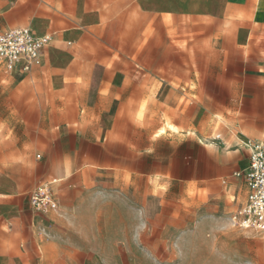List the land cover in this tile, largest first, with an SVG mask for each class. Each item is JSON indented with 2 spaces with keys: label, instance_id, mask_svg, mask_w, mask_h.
<instances>
[{
  "label": "crops",
  "instance_id": "1",
  "mask_svg": "<svg viewBox=\"0 0 264 264\" xmlns=\"http://www.w3.org/2000/svg\"><path fill=\"white\" fill-rule=\"evenodd\" d=\"M15 28L50 42L28 70L0 63V264H264V234L233 222L264 131L206 143L125 112L166 103L183 46L264 77V0H0V33ZM239 87L264 106L263 79Z\"/></svg>",
  "mask_w": 264,
  "mask_h": 264
},
{
  "label": "rangeland",
  "instance_id": "2",
  "mask_svg": "<svg viewBox=\"0 0 264 264\" xmlns=\"http://www.w3.org/2000/svg\"><path fill=\"white\" fill-rule=\"evenodd\" d=\"M181 48L183 52L174 53L173 59L167 62L172 75L161 78L172 86L166 103L161 98L164 94L158 93L155 107L125 112L132 116L134 114L142 124L157 125L160 131L177 124L191 138L206 143H212L227 133L235 135L264 131V106L250 108L243 93L236 94L229 90L234 89L235 85L237 88L242 86L245 90L249 81L264 80V77L254 75L252 68L245 66V62H236L233 66V62L228 61L198 60L195 51L186 52L185 46ZM157 65L158 68L163 67L164 62L158 61ZM236 96L241 100L240 103L234 102ZM259 97L263 99L264 95ZM233 104L237 106L233 107ZM78 147L85 149L84 144H79ZM157 191L158 197L164 193L163 188ZM175 195L178 196V190ZM157 213H164L163 203L157 205ZM161 223L162 221H158V225ZM158 261L164 264L163 256Z\"/></svg>",
  "mask_w": 264,
  "mask_h": 264
},
{
  "label": "built area",
  "instance_id": "3",
  "mask_svg": "<svg viewBox=\"0 0 264 264\" xmlns=\"http://www.w3.org/2000/svg\"><path fill=\"white\" fill-rule=\"evenodd\" d=\"M50 37L36 36L28 28L9 29L0 33V63L8 70L25 63V70L38 64ZM247 168L241 175L248 188L247 204L233 222L240 228L264 234V144L251 143ZM33 210L47 216L57 210V202L48 185L34 188L29 196Z\"/></svg>",
  "mask_w": 264,
  "mask_h": 264
},
{
  "label": "bare ground",
  "instance_id": "4",
  "mask_svg": "<svg viewBox=\"0 0 264 264\" xmlns=\"http://www.w3.org/2000/svg\"><path fill=\"white\" fill-rule=\"evenodd\" d=\"M11 71H14V68H12Z\"/></svg>",
  "mask_w": 264,
  "mask_h": 264
},
{
  "label": "clouds",
  "instance_id": "5",
  "mask_svg": "<svg viewBox=\"0 0 264 264\" xmlns=\"http://www.w3.org/2000/svg\"><path fill=\"white\" fill-rule=\"evenodd\" d=\"M138 235V234H137Z\"/></svg>",
  "mask_w": 264,
  "mask_h": 264
}]
</instances>
